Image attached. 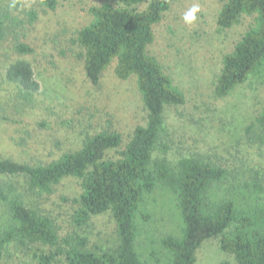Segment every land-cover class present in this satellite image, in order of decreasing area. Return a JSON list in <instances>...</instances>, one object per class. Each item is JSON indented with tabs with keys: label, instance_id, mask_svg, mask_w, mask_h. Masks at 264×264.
<instances>
[{
	"label": "trees",
	"instance_id": "1",
	"mask_svg": "<svg viewBox=\"0 0 264 264\" xmlns=\"http://www.w3.org/2000/svg\"><path fill=\"white\" fill-rule=\"evenodd\" d=\"M69 1L39 0V4L55 11ZM119 1V6L105 2L91 7L92 20L79 31L76 44L85 77L92 85L100 84L114 62L118 79L136 78L146 125L136 127L116 160L107 155L120 148L122 136L109 130L86 136L79 150L51 162L29 164L0 158V261L24 254L31 260L20 259L17 264H143L136 247V216L145 196L162 187L175 196L183 221L181 236L167 235L162 240L166 264H196L197 250L212 238H220L221 250L238 264H264L262 183L256 179L245 182L243 189L238 185L227 190L231 196L221 197L228 172L219 165L196 157H184L176 163L166 157L154 158L155 152L166 154L169 150L166 107L182 106L186 97L148 48L155 40L154 26L179 0ZM144 4L147 7L139 11L137 7ZM16 10L14 3L0 4V45L11 37L18 55H30L34 48L22 41L27 21ZM28 15L33 23L37 13L30 11ZM244 18H252L254 24L224 56L214 90L217 98L229 96L252 78L264 80V0H225L217 25L228 30ZM5 79L16 90L13 96L17 106L34 103L40 85L28 60L9 64ZM246 136L249 142L264 145V109L246 128ZM17 177L26 179L27 191L48 194L65 178L81 180L74 226L82 229L93 217L111 212L119 239L116 250L97 254L79 234L61 239L54 221L28 204L27 191L21 190L14 180ZM238 195L248 197L251 203H238ZM32 245L51 250L29 255Z\"/></svg>",
	"mask_w": 264,
	"mask_h": 264
},
{
	"label": "rangeland",
	"instance_id": "2",
	"mask_svg": "<svg viewBox=\"0 0 264 264\" xmlns=\"http://www.w3.org/2000/svg\"><path fill=\"white\" fill-rule=\"evenodd\" d=\"M105 2L120 5L119 0H70L50 11L42 8L39 0H0V4L14 3L16 13L26 19L22 41L34 48L32 54L22 56L13 50L11 37L0 45V158L29 164L51 162L79 150L86 136L109 130L122 136L120 148L107 155L116 160L136 127L146 125L147 114L136 78L118 79L116 62L104 72L98 86L85 77L76 39L92 20L89 9ZM196 3L201 10L197 22L189 26L182 16ZM224 3L175 2L154 26L155 40L148 53L157 58L186 97L184 105L166 107L169 150L166 154L155 152L154 158L166 157L176 163L184 157H196L219 165L228 172L219 195L229 197L227 190L238 185L243 189L245 182L256 179L264 185V145L251 143L246 136V128L264 109V80L252 78L225 98L215 96L224 56L254 24L252 18H244L231 29H220L217 18ZM146 7L144 4L137 9ZM30 11L37 13L33 23ZM17 59L32 64L40 85L32 105L17 106L13 96L16 90L5 79L7 67ZM14 180L23 192L27 191L24 177ZM81 192V180L69 177L55 185L52 193L27 191V202L54 221L61 239L79 234L88 239L89 249L97 254L116 250L119 239L111 212L93 217L82 229L74 226L78 206L75 200ZM236 198L238 203H251L248 197ZM136 223V247L143 264H166L162 240L167 235L181 236L183 229L175 196L162 187L146 195ZM219 240L203 242L196 252V264H238L221 250ZM30 248L29 255L51 250L41 245ZM20 259L31 260L23 254L3 259L0 264H17Z\"/></svg>",
	"mask_w": 264,
	"mask_h": 264
},
{
	"label": "clouds",
	"instance_id": "3",
	"mask_svg": "<svg viewBox=\"0 0 264 264\" xmlns=\"http://www.w3.org/2000/svg\"><path fill=\"white\" fill-rule=\"evenodd\" d=\"M200 5L198 3L193 4L191 7H189L182 16V19L185 24L191 26L197 22L198 19V13L200 12Z\"/></svg>",
	"mask_w": 264,
	"mask_h": 264
}]
</instances>
